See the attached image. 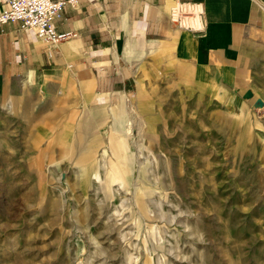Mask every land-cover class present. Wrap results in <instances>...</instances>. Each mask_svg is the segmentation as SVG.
I'll return each mask as SVG.
<instances>
[{"label": "rangeland", "instance_id": "obj_1", "mask_svg": "<svg viewBox=\"0 0 264 264\" xmlns=\"http://www.w3.org/2000/svg\"><path fill=\"white\" fill-rule=\"evenodd\" d=\"M170 101L0 104V264H264V95Z\"/></svg>", "mask_w": 264, "mask_h": 264}, {"label": "crops", "instance_id": "obj_2", "mask_svg": "<svg viewBox=\"0 0 264 264\" xmlns=\"http://www.w3.org/2000/svg\"><path fill=\"white\" fill-rule=\"evenodd\" d=\"M182 3L203 5V33L176 28ZM55 29L70 35L57 46L20 23L0 29V104L62 96L118 120L161 98L239 113L245 95H264V0H75Z\"/></svg>", "mask_w": 264, "mask_h": 264}, {"label": "built area", "instance_id": "obj_3", "mask_svg": "<svg viewBox=\"0 0 264 264\" xmlns=\"http://www.w3.org/2000/svg\"><path fill=\"white\" fill-rule=\"evenodd\" d=\"M75 0H0L5 10L0 13V29L9 23H20L23 29L35 31L40 39L57 46L70 35L58 34L55 21L69 3ZM204 8L201 3H182L175 7L171 17L180 31L201 34Z\"/></svg>", "mask_w": 264, "mask_h": 264}]
</instances>
